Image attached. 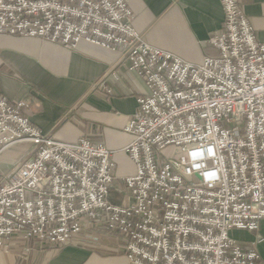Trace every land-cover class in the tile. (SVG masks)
<instances>
[{"label":"built area","instance_id":"2783aa9c","mask_svg":"<svg viewBox=\"0 0 264 264\" xmlns=\"http://www.w3.org/2000/svg\"><path fill=\"white\" fill-rule=\"evenodd\" d=\"M219 1V53L195 65L151 47L127 0H0L1 36L114 50L144 85L124 127L135 172L118 204L113 152L41 133L27 103L0 95V154L25 148L0 182V250L16 238L59 250L101 225L124 240L128 264H264L229 236L264 220V43L238 0Z\"/></svg>","mask_w":264,"mask_h":264},{"label":"crops","instance_id":"0c3cea01","mask_svg":"<svg viewBox=\"0 0 264 264\" xmlns=\"http://www.w3.org/2000/svg\"><path fill=\"white\" fill-rule=\"evenodd\" d=\"M127 1L133 28L151 47L195 65L218 55L209 39L224 22L219 0ZM238 1L256 41L264 43V0ZM143 93L142 81L127 71L114 50L86 42L66 49L42 40L0 35V95L10 103H27L25 114L41 133L66 143L88 139L113 152L115 190L110 201L114 204L126 198L121 179L135 172L124 151L132 140L124 127L137 109L136 97ZM24 153L22 146L1 152L0 170L12 167ZM230 236L243 246L254 244L264 261V220L257 232L232 230ZM5 244L0 264H128L124 240L101 225L83 230L59 250L26 251L31 244L17 238Z\"/></svg>","mask_w":264,"mask_h":264},{"label":"rangeland","instance_id":"374dc122","mask_svg":"<svg viewBox=\"0 0 264 264\" xmlns=\"http://www.w3.org/2000/svg\"><path fill=\"white\" fill-rule=\"evenodd\" d=\"M15 147V146H14ZM23 147V146H22ZM172 149L171 148H167V149H165L164 150V152H163V155L165 156V157H171L172 156ZM25 154V153H24ZM179 154H176V156H178ZM25 156V155H24ZM22 159V158H21ZM20 159V160H21ZM19 160V161H20ZM19 161H17L14 165H16L17 163H19ZM14 165L11 167V166H9L7 169H6V171H2V170H0V182L3 180V178L6 176V175H8V173L11 171L10 169L11 168H13L14 167ZM229 236H230V234H229Z\"/></svg>","mask_w":264,"mask_h":264}]
</instances>
